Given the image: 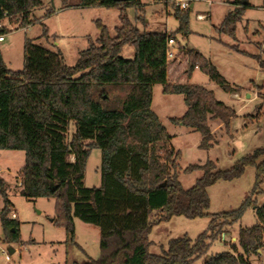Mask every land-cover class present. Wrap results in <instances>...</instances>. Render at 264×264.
<instances>
[{
  "label": "trees",
  "instance_id": "trees-1",
  "mask_svg": "<svg viewBox=\"0 0 264 264\" xmlns=\"http://www.w3.org/2000/svg\"><path fill=\"white\" fill-rule=\"evenodd\" d=\"M162 1L169 6L176 0ZM233 3L237 7L217 29L235 39L236 24L251 5H242L240 0ZM42 4V0H0V20L4 14L21 16L22 27L31 25L32 10ZM76 6L118 7L122 13L114 36L97 21V44L80 51L75 65H68L60 50L52 51L33 39L25 42L22 69H10L0 55V149L25 152L21 194L28 199L56 198L54 223L65 228L68 244L80 246L75 240V218L100 227V256L72 264H196L212 242L253 207L257 224L240 228L230 251L205 260V264H252L249 256L264 247V203H256V195L263 193L264 148L255 149L225 170H218L212 160L188 166L186 172L201 169L203 174L186 188L179 179L180 151L169 146L171 136L152 109L155 84H161L166 94L183 95L187 110L170 121L199 132L202 149L217 142L211 121L218 120L228 129L236 116L212 90L168 79L169 65L175 59L168 58V40L176 39L177 34L189 35V7L176 6L179 25L168 33L141 32L128 19L125 8L134 6L141 20V0H77ZM128 45L134 48L131 59L121 55ZM185 50L187 76L199 67L225 90H232L210 61L194 50L179 49ZM260 66L264 70V61ZM107 83L128 85L120 108L106 109L93 98L94 89ZM94 148L102 152L101 186L86 187L85 167ZM249 166L255 168V184L241 206L209 214L208 188L219 180L241 177ZM52 184L57 185L56 190ZM5 186L0 178L4 197L1 221L6 239L17 242L20 224L8 219L11 210ZM175 216L212 219L194 241L186 235L172 238L162 253L151 252L154 226Z\"/></svg>",
  "mask_w": 264,
  "mask_h": 264
},
{
  "label": "rangeland",
  "instance_id": "rangeland-1",
  "mask_svg": "<svg viewBox=\"0 0 264 264\" xmlns=\"http://www.w3.org/2000/svg\"><path fill=\"white\" fill-rule=\"evenodd\" d=\"M234 0H191L189 2V35L177 34L171 50L177 52L170 63L175 68L187 66V57L179 51L185 47L210 61L227 80L232 90H225L210 79L199 67L190 76L183 74L175 78L178 83L198 84L214 92L217 100L236 112L228 129L216 120L211 121V129L217 142L210 149H202V136L194 129L177 125L170 121L172 117H181L187 106L181 94H166L161 84L153 88L152 109L167 128L171 138L169 146L180 151L181 167L179 179L188 188L196 183L203 174L201 169L186 172L192 164L203 165L212 160L218 170L232 167L243 156L255 149L264 148V70L260 62L264 61V0H250L251 7L236 24V38L217 29L229 11L237 6ZM40 7L32 10L33 23L21 26V16L3 18L7 26L5 40L0 42V55L6 65L13 70L24 67V45L27 39L52 51L60 50L68 65L77 62L80 51L92 43L97 44L99 28L97 21L106 25L114 36L120 25L121 9L118 7H78L77 0H42ZM144 11L141 20L134 6L125 8L128 19L141 32L173 33L179 22L174 12L177 1L166 6L162 0H141ZM241 2V0H240ZM185 8V9H187ZM51 14L48 15V12ZM199 14L206 15L199 18ZM47 33L44 35V31ZM122 57H134V48L126 46ZM174 75V73H173ZM128 85L107 83L95 88L93 98L106 109L120 108L128 92ZM103 90L105 93H102ZM73 129V128H72ZM73 131V130H71ZM70 131V134H71ZM23 150L0 149V178L8 181L5 188L10 201V212L16 211L19 221L20 239L13 242L6 239L1 221L4 197L0 191V264H65L84 262L88 258L100 256L99 226L75 218V240L80 245L67 243L64 227L54 223L56 218V198L39 197L28 199L21 194V172L25 164ZM73 160V158H72ZM102 152L92 149L85 167L84 184L86 187L101 186ZM255 184V168L247 167L245 173L233 180H219L208 188L211 215L239 208L250 195ZM263 193L256 195L257 205L264 203ZM255 198V195L252 196ZM155 215V213L153 214ZM210 216L187 218L175 216L169 221L154 226L150 234L151 252L162 253L172 238L188 236L193 241L205 231L211 222ZM258 219L253 207L245 210L241 219L228 227V230L212 242L207 252L196 262L205 264L210 256L231 250V244L237 242L240 228L252 227ZM236 238V240H233ZM13 250V251H12ZM10 259L7 260L6 256ZM252 264H264V247L259 253L249 256Z\"/></svg>",
  "mask_w": 264,
  "mask_h": 264
},
{
  "label": "built area",
  "instance_id": "built-area-1",
  "mask_svg": "<svg viewBox=\"0 0 264 264\" xmlns=\"http://www.w3.org/2000/svg\"><path fill=\"white\" fill-rule=\"evenodd\" d=\"M176 1H177V5H178V6H180V7L183 8V9H185V8H187V7L189 6V2H190L191 0H176ZM4 15H5L4 18H7V19H8V18H11V17L8 16L7 14H4ZM205 17H206V15L199 14V18H205ZM2 20H3V19L0 20V42H2V41L5 40V33L7 32V31H6L7 26L4 25V24L2 23ZM8 20H9V19H8ZM175 42H176V40L173 39V38H170V39L168 40V51H167V55H168V58H169V59H174V58H175V55H176V53H177V52H174V51L171 50V46H172L173 44H175ZM17 218H18V215H17L16 211H12V212H11V215L8 216V219H17ZM6 259L9 260V259H10V256L7 255V256H6Z\"/></svg>",
  "mask_w": 264,
  "mask_h": 264
},
{
  "label": "crops",
  "instance_id": "crops-1",
  "mask_svg": "<svg viewBox=\"0 0 264 264\" xmlns=\"http://www.w3.org/2000/svg\"><path fill=\"white\" fill-rule=\"evenodd\" d=\"M235 1V0H234ZM233 1V2H234ZM232 2V3H233ZM248 3L251 5V3H250V0H248ZM233 5H235L234 3H233ZM184 55L187 57V50H185L184 51ZM174 65V64H173ZM173 65H171V67H170V65H169V69H168V79L171 81V82H177L176 81V77L177 78H179L180 77V75L181 74H183V71L185 72V66H181L182 64H180V66L178 67V68H175L173 71V73H174V75H173V73H172V69H173ZM1 179H3V181H4V183H5V185L8 183V181L7 180H5L4 178H1ZM233 240H236V238H233ZM13 251V250H12Z\"/></svg>",
  "mask_w": 264,
  "mask_h": 264
},
{
  "label": "water",
  "instance_id": "water-1",
  "mask_svg": "<svg viewBox=\"0 0 264 264\" xmlns=\"http://www.w3.org/2000/svg\"><path fill=\"white\" fill-rule=\"evenodd\" d=\"M116 2H124V1H130V0H114ZM248 3V0H241V4L242 5H246ZM52 190H56L57 189V185H51Z\"/></svg>",
  "mask_w": 264,
  "mask_h": 264
}]
</instances>
